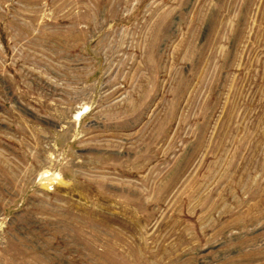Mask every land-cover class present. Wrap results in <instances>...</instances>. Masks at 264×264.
I'll list each match as a JSON object with an SVG mask.
<instances>
[{
  "label": "rangeland",
  "instance_id": "obj_1",
  "mask_svg": "<svg viewBox=\"0 0 264 264\" xmlns=\"http://www.w3.org/2000/svg\"><path fill=\"white\" fill-rule=\"evenodd\" d=\"M0 264H264V0H0Z\"/></svg>",
  "mask_w": 264,
  "mask_h": 264
}]
</instances>
